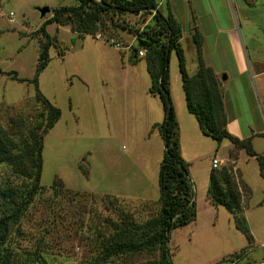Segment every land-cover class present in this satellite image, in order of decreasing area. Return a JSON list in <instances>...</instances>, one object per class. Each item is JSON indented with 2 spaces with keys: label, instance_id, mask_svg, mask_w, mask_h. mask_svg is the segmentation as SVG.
<instances>
[{
  "label": "rangeland",
  "instance_id": "obj_1",
  "mask_svg": "<svg viewBox=\"0 0 264 264\" xmlns=\"http://www.w3.org/2000/svg\"><path fill=\"white\" fill-rule=\"evenodd\" d=\"M156 1L164 10L165 0ZM168 2L180 21L186 19L183 7L186 0ZM75 3L76 0H0L1 123L24 101L27 104L24 108L35 107L29 79L37 63L40 39L33 31L51 15V8ZM230 3V10L225 13L215 7L217 23L227 24L225 15L240 22L248 69L238 71L232 59L220 60L217 53L207 54L201 44L200 56L217 73L224 99L235 107L243 134H249L250 130L264 132V72L256 74L264 69V6L256 0H230ZM42 6H47L49 11L40 17L37 8ZM9 13L12 15L8 22ZM148 19L149 15L140 13L126 15L124 22L133 29ZM123 27L108 26L102 31L118 41L120 46L116 47L107 37L96 39L90 33L80 34L67 24L46 25V31L56 37L57 45L49 46L48 62L37 76V85L50 103L59 108L60 114L43 136L39 183L48 187L57 176L65 187L82 194L81 203H73L61 194L51 200L46 192L35 198L19 222L18 245L32 251L39 238L48 241L41 244L46 247L48 264H78L89 257L91 233L86 227L93 224L94 217L99 221L104 215L100 201L93 196H116L137 221L148 218L156 209L157 168L163 149L157 126L162 120V108L157 95L148 92L150 75L144 59L137 56L133 61L129 46L135 47L136 40L130 29ZM194 29L192 26L187 33L184 29L179 40L189 74L196 68ZM226 66L236 71H223ZM167 68L169 96L180 115L185 106L179 100L181 82L174 51L170 52ZM11 70L23 80L4 74ZM186 115L195 119L192 114ZM179 120V151L188 163L196 214L191 222L170 230L167 246L171 264H227L220 259L240 251L242 254L234 257L237 264L260 260L263 255L254 239L248 242L234 227L228 211L212 205L206 197L210 160L216 157L220 161L217 168L231 165L234 177L248 184L250 193L245 201L248 215H254L255 202L261 195L256 188L264 183L256 160L243 149H236L237 158L231 164L228 154L234 148L229 140L217 142L199 129L200 134L186 128L181 116ZM250 144L254 150H264V136H254ZM260 154L264 156L263 151ZM5 171L6 168H0L2 176ZM78 225L82 226L81 232L76 230ZM149 257L139 252L117 258L113 264H145ZM31 264L40 263L33 258Z\"/></svg>",
  "mask_w": 264,
  "mask_h": 264
},
{
  "label": "trees",
  "instance_id": "obj_2",
  "mask_svg": "<svg viewBox=\"0 0 264 264\" xmlns=\"http://www.w3.org/2000/svg\"><path fill=\"white\" fill-rule=\"evenodd\" d=\"M157 3L156 0H76L73 5L51 8V15L33 31L40 39L37 63L29 79L33 84L35 107L32 110L24 108L27 105L24 101L3 123L0 122V168H6L5 175L0 173V264H31L33 258L40 264H48L46 247L41 246L48 241L39 238L30 251L18 245L16 239L19 222L35 198L48 192L51 200L61 194L70 202L81 203L82 194L65 187L57 176L48 187L39 183L43 136L60 114L59 108L50 103L37 85V76L48 62V48L57 45L56 37L46 31V25L51 22L67 24L72 31L80 34L94 35L99 30L102 33L108 26L124 25L123 28L130 29L124 20L126 15H149L144 25L130 29L136 40V46L130 47L135 57L133 61L137 51L144 50L139 57L144 59L150 75L148 92L157 95L163 114L157 126L163 149L157 168L154 214L137 221L116 196H93L100 201L104 215L99 221L94 217L93 224L86 227L91 233L90 254L78 264H113L117 258L139 252L150 256L145 264H171L167 246L170 230L195 218L188 163L179 151L178 125L169 96L167 64L171 51L176 55L186 111L194 116L200 132L217 142L227 139L234 149H243L256 160L259 175L264 179V156L251 147L249 137L239 139L226 129L222 91L216 73L200 56V34L194 29L192 42L196 51V68L189 74L179 43L180 25L169 11L163 12ZM4 74L17 81L23 80L14 70ZM249 193V186L239 177H234L231 165L210 168L207 199L212 205L222 206L228 211L234 227L244 234L248 242L252 235L243 215V201ZM76 230L81 232L82 226L78 225ZM241 252L231 253L220 261L232 260Z\"/></svg>",
  "mask_w": 264,
  "mask_h": 264
},
{
  "label": "crops",
  "instance_id": "obj_3",
  "mask_svg": "<svg viewBox=\"0 0 264 264\" xmlns=\"http://www.w3.org/2000/svg\"><path fill=\"white\" fill-rule=\"evenodd\" d=\"M256 1L262 3V6H264V0H256ZM165 2H166L165 9L174 16V18L180 25L181 37L184 34V29H186L185 33H187L189 28L192 29V26H194L201 37V45H202L201 48L202 50L206 49V52L208 51L207 54L209 53L210 55H212L215 53L216 55L217 53L218 54L217 56L220 58V60L222 59L225 60L228 59L229 57L228 61L232 59L231 61L232 65H237L238 71L240 72H243L244 70L248 69L249 67L247 60L248 58L246 56V50L242 42V37H241L242 34L240 32V22L238 24L236 23L235 20H232L230 15H225L226 16L225 23L227 24H220L219 22L217 23L215 7L218 6L219 9L225 13V10L228 11L230 10L231 7L230 0H186V5H183V7H184V11L187 13V16L185 15L186 19L181 20L182 22L178 18L175 9H173L172 5H170L168 0H165ZM158 5H159L158 7L160 8V4ZM245 6L248 5L246 4ZM165 9L163 10V12L165 11ZM263 15H264V11H263ZM243 20L247 23L248 22L251 23V20H249L247 17H243ZM204 62L206 63V61ZM207 64L213 69L210 63L207 62ZM230 67L226 66V68H224L223 71L235 70ZM213 71L215 72L214 69ZM263 72L264 69L256 72V74H262ZM224 79L221 78V80ZM181 96L182 97L179 100L180 101L182 100L184 102L183 94ZM222 101L226 116L225 126L226 129L231 134L235 135L239 139H244L249 137L251 140L253 139L254 136H258V135L264 136V132L261 131L255 133L252 130H250L249 134H243L236 118L235 107L231 106L230 103L225 101L223 93H222ZM174 109H175L174 111L178 126H180L179 118L181 116L186 128L188 127L189 129L197 130L196 133L200 134L199 133L200 131L198 132V125L196 120L190 119V117L186 115V114L190 115V113L186 111V108L181 109L180 115L178 114V111L175 108V106ZM183 110H185V112L187 113H184ZM255 151L256 152L258 151L259 153L260 151L264 152V150H259V149ZM237 152L238 151L236 149H231L229 151L228 158L231 164L235 163L238 154ZM244 161H246V159H244ZM256 189L258 190V192L261 193V195L259 196L258 200H256L255 202L254 215H248L249 206L245 200L243 201L244 203L243 210H244V216L247 226L252 234V238L257 243L256 247L260 248L261 254L263 255V258H261L260 260H264V183L263 185L257 187Z\"/></svg>",
  "mask_w": 264,
  "mask_h": 264
},
{
  "label": "built area",
  "instance_id": "obj_4",
  "mask_svg": "<svg viewBox=\"0 0 264 264\" xmlns=\"http://www.w3.org/2000/svg\"><path fill=\"white\" fill-rule=\"evenodd\" d=\"M11 13L8 14L7 16V21H11ZM94 37L96 39H102L104 37H107L108 41L113 45V46H116V47H119L120 45L118 44V41L115 40V38L111 37V36H107L105 34H102L101 32H96L94 34ZM107 41V40H106ZM126 47H128L126 45ZM130 47V46H129ZM144 53V50L143 49H140L137 51V56H142ZM220 164V161L219 159H217L216 157H212L211 160H210V166L211 168H217L218 165ZM227 264H237L236 260L235 259H232V260H229L227 261ZM245 264H264V260H258V261H248L246 262Z\"/></svg>",
  "mask_w": 264,
  "mask_h": 264
},
{
  "label": "water",
  "instance_id": "obj_5",
  "mask_svg": "<svg viewBox=\"0 0 264 264\" xmlns=\"http://www.w3.org/2000/svg\"><path fill=\"white\" fill-rule=\"evenodd\" d=\"M37 11L39 12V16L42 17L45 13H47L49 11V8L47 6H42V7H38ZM221 78L224 79L225 75L222 74ZM168 231H169V229L167 227L166 232H168Z\"/></svg>",
  "mask_w": 264,
  "mask_h": 264
}]
</instances>
